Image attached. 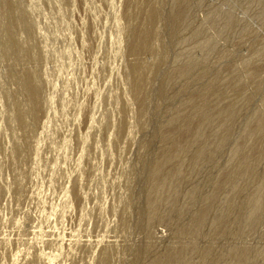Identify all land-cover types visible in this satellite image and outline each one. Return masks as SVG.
Segmentation results:
<instances>
[{"label":"rangeland","instance_id":"1","mask_svg":"<svg viewBox=\"0 0 264 264\" xmlns=\"http://www.w3.org/2000/svg\"><path fill=\"white\" fill-rule=\"evenodd\" d=\"M0 264H264V0H0Z\"/></svg>","mask_w":264,"mask_h":264},{"label":"bare ground","instance_id":"2","mask_svg":"<svg viewBox=\"0 0 264 264\" xmlns=\"http://www.w3.org/2000/svg\"><path fill=\"white\" fill-rule=\"evenodd\" d=\"M181 70V69H180ZM179 72V71H178ZM178 74V73H177ZM176 74V75H177ZM179 74L180 75H185L186 74V72H184V71H182L181 70V72H179ZM37 89H35L34 87H30V89H29V96L31 97V99L34 101V100H37ZM31 100V101H32ZM35 102V101H34ZM36 106V105H35ZM35 109H36V107H34V111H35ZM37 113V109H36V111H35V114ZM174 156V155H173ZM176 156V155H175ZM154 205V204H153ZM156 206V205H155ZM259 208V205H258V203H256L255 204V206H254V208H252V210H251V212L249 213V216L251 217L252 215H254V213L256 212V210ZM154 212H156V211H154Z\"/></svg>","mask_w":264,"mask_h":264}]
</instances>
